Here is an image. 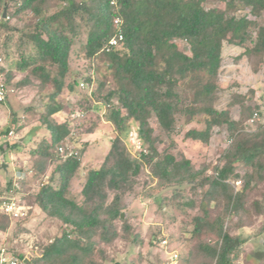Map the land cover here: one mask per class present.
Listing matches in <instances>:
<instances>
[{
  "label": "trees",
  "instance_id": "16d2710c",
  "mask_svg": "<svg viewBox=\"0 0 264 264\" xmlns=\"http://www.w3.org/2000/svg\"><path fill=\"white\" fill-rule=\"evenodd\" d=\"M111 1L0 0V36L18 35L20 47L31 45L33 50L32 54L21 53L17 69H31L41 85L52 84L54 89L41 119L50 139L43 137L36 147L22 151H18L24 144L20 138L15 143H0V152L31 161L29 166L35 171L21 181L11 169L0 167L10 176L0 186V194L14 193L25 202L35 197V205L45 215L68 227L45 248L42 257L29 264H105L102 246H112L120 239L141 245L140 235L123 218L126 197L140 185L141 198L160 204L172 200L192 213L189 241L194 243L180 264H239L243 241L232 233L249 226L252 209L264 214V194L249 206L250 194L264 185V124L246 129L247 121L255 123L261 114L253 90L233 94L225 110H218L216 103L223 91L220 75L225 44L243 48L240 57L256 61L259 68L264 64V22L260 21L264 0H116V5ZM117 18L123 20L124 40L105 52V45L119 31ZM10 19L23 25L12 26ZM83 33L87 34L85 57L101 79L91 73L83 81L88 88L81 89L74 76L66 87L70 53ZM0 71L8 86L12 75ZM65 87L77 93L79 107L88 105L99 111L107 107L104 121L114 130L101 166L84 174L81 202L71 191L82 169L80 139L72 121L60 123L55 118L64 111L58 98ZM233 107L241 110L238 120L232 117ZM152 119L170 140L164 150L158 146L161 139ZM17 123L15 117L0 131V138L13 127L20 133L22 127ZM192 123L201 128L187 131L186 139L207 145L214 130L224 127L230 135L221 164L211 172L207 166L196 168L173 138L181 124ZM133 128L143 144L136 154L128 143ZM68 143L76 155L65 159L58 149ZM50 170L47 180L29 196L30 181L46 177ZM236 182L242 186L236 188ZM169 189L175 193L172 199L162 194ZM28 218L17 221L18 227ZM1 221L12 224L7 217ZM236 241L239 246L233 247ZM150 243L156 246L159 240ZM98 252L100 259L95 258Z\"/></svg>",
  "mask_w": 264,
  "mask_h": 264
},
{
  "label": "rangeland",
  "instance_id": "374dc122",
  "mask_svg": "<svg viewBox=\"0 0 264 264\" xmlns=\"http://www.w3.org/2000/svg\"><path fill=\"white\" fill-rule=\"evenodd\" d=\"M1 17L2 8L0 7ZM260 21L264 22V15ZM9 22L12 26L23 25V23L15 19H10ZM86 41L87 34H81L71 50L69 61L70 74L66 78V87L74 76L78 78L81 84L86 76L95 73L92 72L93 68H90V62L85 57L84 46ZM180 47L187 51L189 49L186 44H181ZM243 51V48L225 44L220 75L223 91L219 96L216 107L218 110H225L229 107L233 94L245 95L249 94L250 90H253L255 92L254 100L261 106V114L257 117L255 123L247 121L246 129L252 131L257 126L264 124V64L259 68L256 61L240 57ZM24 52L32 54L33 50L31 45L20 47L18 35L12 34L9 38L6 34L0 36V54L3 57L5 56L4 67L6 72L12 75L11 83L8 85V100L6 103L0 105V131L5 126L11 125L15 117L18 121L17 127H22V131L18 134L16 133V127H13L11 131L15 133V137L9 141L7 140L10 131L0 138V143H15L17 139L20 138L21 140L23 138L24 144L20 146L18 151L36 147L38 142L45 137L44 135L47 132L41 126V119L47 112V106L50 104L49 96L54 91L52 84L41 85V80L30 74L31 69L26 72H20L17 69L16 63L19 62L21 53ZM94 75L97 80L101 79V76L99 77L97 73ZM24 80H27L29 83H23ZM66 87L58 98V101L64 107V111L56 115L55 118L60 123L65 120L72 121L75 136L80 139L78 146L83 153L82 169L74 179L71 191L81 202L80 192L83 186L84 174L101 166L110 148L111 139L109 140V138L114 136V130L111 125L104 121V112L107 109H104L102 105V111L90 109L91 106L88 107V105L79 107L77 105V101H79L77 93H70ZM80 88H77L78 93ZM81 111L85 113L84 117L72 118L73 115L82 113ZM231 114L234 119L238 120L241 116L240 108L233 107ZM151 123L156 136L161 139L158 146L160 150H164L170 144V140L163 133L162 128L155 119H152ZM192 128H201V126L197 123L190 125L181 124L179 129L174 133L173 138L176 139L178 147L186 152L196 168L207 166L211 172L216 166L221 164L220 158L230 146L231 138L227 128H216L207 145L185 138L187 131ZM90 130L93 133H90ZM128 143L130 144V141ZM133 152L136 154L135 149ZM0 155L4 156L5 160L7 159V155H4L2 152H0ZM15 165L16 170L20 166L26 167L20 158H16ZM0 167L2 166L0 165ZM51 170L47 173L46 177L41 176V179L30 181L26 188L29 196L38 191L39 186L50 176ZM12 172H14L13 169H11ZM9 177V175L0 170V186H5ZM241 186L239 182L235 183L236 188H240ZM141 190L142 185L138 186L132 194L126 197L124 219H128L134 226L143 243L141 245L132 244V241L130 243L124 239H120L112 246H102V250L105 253L103 256L105 264H129L130 262L136 264H162L164 262L165 250L162 248L160 242L163 239L167 238L170 241L171 248L169 252H178L180 258L186 256L191 245L194 243L189 241L190 230H192L190 223L192 213L180 209L176 202L172 200L160 204L158 200L143 199L140 197ZM162 194L167 196L168 199H172L175 193L174 190L169 189ZM263 194L264 185L250 194L249 206L252 207L257 200H261ZM34 198L30 197L27 199L28 202L26 203L32 206V209L29 213V218L27 217L28 220L23 222L22 227H18L16 222L8 225L7 222L0 220V245H5L13 252L24 254L25 256L28 255L32 260L42 257L45 248L52 244L55 239L61 237L68 229L62 221L49 218L45 215L35 205ZM175 201H180V198H176ZM252 212L249 226L232 233L239 236L243 241L239 264H264V214H257L254 209H252ZM2 226L8 227V229L4 231ZM155 238L159 240V243L156 246H152L150 242ZM203 238L215 241V238L212 236H204ZM95 258L100 259L101 254L98 252Z\"/></svg>",
  "mask_w": 264,
  "mask_h": 264
},
{
  "label": "built area",
  "instance_id": "2783aa9c",
  "mask_svg": "<svg viewBox=\"0 0 264 264\" xmlns=\"http://www.w3.org/2000/svg\"><path fill=\"white\" fill-rule=\"evenodd\" d=\"M112 5H116V0L111 1ZM115 25L119 30L118 33L113 36L108 43L105 45L103 51L110 52L114 48L118 47L121 42L124 40V35L122 33V25L123 20L121 18H117L115 20ZM0 68L5 69L4 67V58L0 54ZM6 71V70H5ZM81 89L88 88V85L85 82L80 84ZM9 97V89L5 82V74L0 71V104H4L7 102ZM107 109V107L105 108ZM82 112V111H81ZM78 117H84V113H79L73 115V119ZM15 137V133L11 131L7 136V140H11ZM130 145L134 147L136 151H140L143 148L142 141L139 137L138 131L136 128H133L129 135ZM58 152L61 156L65 159L76 155V152L72 148L71 145L66 144L65 146H61L58 149ZM14 160V159H13ZM12 160V162H13ZM4 156L0 155V165L3 166L5 164ZM27 167L23 170H14V177L16 180L26 181L29 177L34 176L35 171L32 167L26 164ZM18 188V186H17ZM32 209V206L28 205L25 201H23L18 195L14 193L9 194H0V220L3 217L9 218V220L13 223L25 219L29 216V213ZM162 248L165 250V256L163 258V264H180V255L176 251L169 252L171 248L169 240L167 238L163 239L160 242ZM32 261L28 255L16 254L15 252L11 251L5 245H0V264H29Z\"/></svg>",
  "mask_w": 264,
  "mask_h": 264
},
{
  "label": "crops",
  "instance_id": "0c3cea01",
  "mask_svg": "<svg viewBox=\"0 0 264 264\" xmlns=\"http://www.w3.org/2000/svg\"><path fill=\"white\" fill-rule=\"evenodd\" d=\"M0 105H2V104H0ZM45 137H47L48 139H50V135L48 134V132L46 133V135H44ZM23 138L21 139V142H23ZM17 155L15 154V153H11L10 155H8L7 156V159L5 160V164H7L8 165V168L9 169H13V170H15L16 168V165H15V163H16V158L17 159H19L20 157L19 156H17ZM14 159V160H13ZM21 159V161H22V163H23V165L25 164H27L28 163V165H31L32 163H30L31 161H29V160H27V159H23V158H20ZM23 159V160H22ZM12 160H13V162H12ZM4 165V164H3ZM26 167H27V165H26ZM26 167H24V166H20L19 167V169H23V168H26ZM15 168V169H14Z\"/></svg>",
  "mask_w": 264,
  "mask_h": 264
},
{
  "label": "water",
  "instance_id": "95a60500",
  "mask_svg": "<svg viewBox=\"0 0 264 264\" xmlns=\"http://www.w3.org/2000/svg\"><path fill=\"white\" fill-rule=\"evenodd\" d=\"M4 16H5V15H4ZM2 167H3L4 170H7L8 165H7V164H4ZM124 217H125V216L123 215V218H124ZM237 246H239V242H238V241L235 242V244H234L233 247H237Z\"/></svg>",
  "mask_w": 264,
  "mask_h": 264
}]
</instances>
